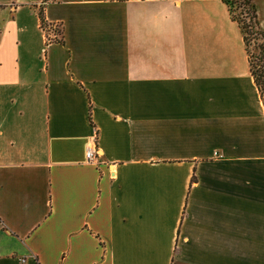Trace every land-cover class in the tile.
<instances>
[{
    "label": "crops",
    "instance_id": "1",
    "mask_svg": "<svg viewBox=\"0 0 264 264\" xmlns=\"http://www.w3.org/2000/svg\"><path fill=\"white\" fill-rule=\"evenodd\" d=\"M0 264H264V108L221 0H0Z\"/></svg>",
    "mask_w": 264,
    "mask_h": 264
},
{
    "label": "trees",
    "instance_id": "2",
    "mask_svg": "<svg viewBox=\"0 0 264 264\" xmlns=\"http://www.w3.org/2000/svg\"><path fill=\"white\" fill-rule=\"evenodd\" d=\"M226 6L230 20L239 28L244 50L247 57V63L250 75L258 91L260 100L264 108V32L261 30L258 22L257 10L253 0H221ZM44 2V0H43ZM42 7L40 6L38 18L40 24L44 23ZM237 9H240L241 16L236 15ZM247 20V21H246ZM249 37L257 41L256 49L258 58L253 59L249 51Z\"/></svg>",
    "mask_w": 264,
    "mask_h": 264
},
{
    "label": "built area",
    "instance_id": "3",
    "mask_svg": "<svg viewBox=\"0 0 264 264\" xmlns=\"http://www.w3.org/2000/svg\"><path fill=\"white\" fill-rule=\"evenodd\" d=\"M40 29L42 30V33L44 35V41L45 43L53 42L54 40H57L58 38V29L59 26L55 24H48L46 22L40 24ZM86 160L88 163H94L97 164L99 152L97 149V146L95 143H92L89 145L86 149Z\"/></svg>",
    "mask_w": 264,
    "mask_h": 264
},
{
    "label": "rangeland",
    "instance_id": "4",
    "mask_svg": "<svg viewBox=\"0 0 264 264\" xmlns=\"http://www.w3.org/2000/svg\"><path fill=\"white\" fill-rule=\"evenodd\" d=\"M19 1H21V0H19ZM253 1H254L255 6H256V1H257V4H259L262 0H253ZM256 10H257V8H256ZM236 15H238L239 17L241 16L240 9H237ZM57 31H58V38H59L60 37V29H58ZM257 43H258L257 41L253 40V37H249V51H250V54L253 56L254 60L258 58V53H257L258 51L256 49Z\"/></svg>",
    "mask_w": 264,
    "mask_h": 264
}]
</instances>
